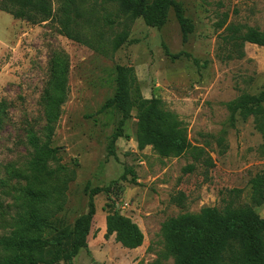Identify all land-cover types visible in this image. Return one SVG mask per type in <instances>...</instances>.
<instances>
[{
    "label": "rangeland",
    "instance_id": "obj_1",
    "mask_svg": "<svg viewBox=\"0 0 264 264\" xmlns=\"http://www.w3.org/2000/svg\"><path fill=\"white\" fill-rule=\"evenodd\" d=\"M175 1L193 24L187 43L170 11L161 28L137 18L114 52L112 40L122 31L115 4L76 1L83 14L77 29L90 45L69 40L53 21L33 24L0 11V239L11 236L32 184L30 140L44 145L48 139L43 98L57 58L68 65L67 99L48 144L56 151L49 161L55 173L48 183L47 219L35 234L44 258L53 257L50 244L87 212L92 189L103 191L93 197L87 250L80 249L72 264H172L161 236L166 220L207 207L250 205L249 181L264 172V140L252 117L236 113L232 125L228 105L262 90L264 48L224 38L230 35L227 27L239 28V36L248 28L264 32V0ZM107 17L115 23L108 25ZM118 66L132 69V101L160 100L182 122L191 146L209 154L214 167L206 179L188 154L162 158L150 146L138 148L135 107L123 121L116 109H102L115 95ZM116 132L121 137L113 142ZM218 137L227 146L223 154ZM191 164L195 170L185 173ZM254 210L264 219V204ZM114 211L138 226L139 248L125 249L107 233L105 217ZM61 242L69 250L72 238ZM4 254L0 248V257Z\"/></svg>",
    "mask_w": 264,
    "mask_h": 264
},
{
    "label": "trees",
    "instance_id": "obj_2",
    "mask_svg": "<svg viewBox=\"0 0 264 264\" xmlns=\"http://www.w3.org/2000/svg\"><path fill=\"white\" fill-rule=\"evenodd\" d=\"M76 1L53 0L58 5L57 10H54L50 0H1L0 11L33 24L53 21L69 40L90 45L77 29L81 28L79 21L83 14ZM102 1L117 5L122 17L119 21L122 31L112 40L113 52L125 43L128 31L137 18H141L147 27L161 28L172 11L181 31L182 43L188 42L193 31V24L185 16L182 5L175 0ZM225 20L226 17L219 27ZM105 21L108 25L115 23L110 17ZM226 30L230 31V35L224 38L228 42L236 43L239 40L264 48V32L248 28L239 36V28L227 27ZM67 70L64 59L57 58L52 63L51 80L43 98L48 139L44 145H40L35 138L30 140L34 150L29 164L32 184L26 190L23 213L15 220L11 236L0 239V248L5 252L0 257V264H56L61 260L72 264V259L80 249L87 250V237L95 215L93 197L103 191L97 188L89 191L87 212L75 220L72 230L50 244L54 253L51 259L43 257L44 245L35 236L47 219L44 206L50 199L48 183L55 173L50 170L49 161L56 152L48 148V144L54 124L60 116V108L67 99ZM132 77L131 68H116L115 95L106 101L102 109H116L122 114L123 121L128 118L131 108L135 107L138 148L150 146L162 158L188 154L195 164L202 167V176L206 179L209 169L214 167L209 154L203 148L191 146L182 122L176 115L166 111L160 100L136 97L132 101L128 91ZM228 109L232 125L236 113L244 120L252 117L256 131L264 140V85L257 95H243L230 103ZM119 137L121 132L114 133L112 141ZM216 145L220 154L227 149L223 137L216 139ZM195 167L194 164L188 165L184 172L192 173ZM131 181L135 183L134 178ZM249 187L250 205L235 207L226 204L222 209L207 207L197 214L185 213L166 220L161 226V236L167 254L173 258L172 264H264V219L254 210L264 204V172L256 173L249 181ZM183 198V194H180L176 200L181 202ZM105 226L107 233L114 235L125 249L134 250L143 243V234L138 226L117 211L107 214ZM68 238H72L70 249H62L61 241Z\"/></svg>",
    "mask_w": 264,
    "mask_h": 264
},
{
    "label": "water",
    "instance_id": "obj_3",
    "mask_svg": "<svg viewBox=\"0 0 264 264\" xmlns=\"http://www.w3.org/2000/svg\"><path fill=\"white\" fill-rule=\"evenodd\" d=\"M93 264H96V262H94Z\"/></svg>",
    "mask_w": 264,
    "mask_h": 264
}]
</instances>
